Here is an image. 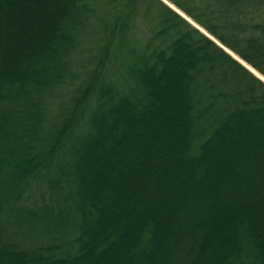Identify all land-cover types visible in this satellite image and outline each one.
<instances>
[{
	"label": "trees",
	"instance_id": "trees-1",
	"mask_svg": "<svg viewBox=\"0 0 264 264\" xmlns=\"http://www.w3.org/2000/svg\"><path fill=\"white\" fill-rule=\"evenodd\" d=\"M164 1L0 0V264H264V0Z\"/></svg>",
	"mask_w": 264,
	"mask_h": 264
},
{
	"label": "rangeland",
	"instance_id": "rangeland-1",
	"mask_svg": "<svg viewBox=\"0 0 264 264\" xmlns=\"http://www.w3.org/2000/svg\"><path fill=\"white\" fill-rule=\"evenodd\" d=\"M162 1H163L164 3H166L164 0H162ZM166 5H168V4L166 3ZM168 6H169V7H172V6H170V5H168ZM226 52L229 53L228 51H226ZM234 57H235V56H234ZM235 58H236V57H235ZM251 73H252V72H251ZM255 73H256V72H255ZM252 74H253V73H252ZM256 74H257V73H256ZM256 74H255V76L258 75V74H257V75H256ZM257 77L260 78V79H262V80L264 81V79H263L260 75H258ZM159 104H160V103H159Z\"/></svg>",
	"mask_w": 264,
	"mask_h": 264
},
{
	"label": "bare ground",
	"instance_id": "bare-ground-1",
	"mask_svg": "<svg viewBox=\"0 0 264 264\" xmlns=\"http://www.w3.org/2000/svg\"><path fill=\"white\" fill-rule=\"evenodd\" d=\"M247 67H248V66H247ZM248 68H249L254 74H256L254 70H252L250 67H248ZM256 75H257V74H256ZM257 76H258V75H257Z\"/></svg>",
	"mask_w": 264,
	"mask_h": 264
}]
</instances>
